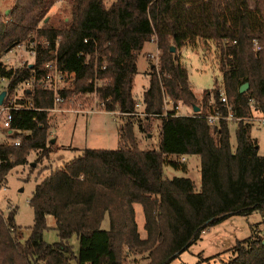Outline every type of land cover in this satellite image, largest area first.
I'll return each mask as SVG.
<instances>
[{
    "label": "trees",
    "instance_id": "obj_1",
    "mask_svg": "<svg viewBox=\"0 0 264 264\" xmlns=\"http://www.w3.org/2000/svg\"><path fill=\"white\" fill-rule=\"evenodd\" d=\"M57 1L14 0L10 13L0 14V76L10 80L7 102L16 97L17 106L29 108L15 111L11 124L22 133L21 145L0 143V188L13 169L30 165L33 152L37 164L53 153L55 98L41 84L48 63L58 62L65 75L61 95L68 101L87 94L109 100L104 111L120 119L119 148L85 149L61 168H47L30 200L35 220L28 239L15 208L0 212V264H171L211 228L254 213L263 220L237 242L225 264H264V156L253 136L260 124L255 119L264 118V0H115L110 6L104 0H64L68 16L55 22L48 16ZM152 39L159 63L151 62L139 101L138 60ZM26 42L37 43L35 64L9 68L4 56ZM186 46L213 54L222 73V84L216 82L201 99L181 62ZM26 82L31 89L17 97ZM222 89L240 120L210 125L206 116L214 109L227 115ZM169 101L173 106L166 109ZM180 104L193 114L177 115ZM135 125L150 135L156 126L159 148L142 150ZM191 156L200 160L199 190L190 178L165 175L166 166L186 170L181 161ZM136 206L143 210L145 237ZM50 216L59 237L54 244L44 239ZM106 218L109 230L102 228Z\"/></svg>",
    "mask_w": 264,
    "mask_h": 264
},
{
    "label": "rangeland",
    "instance_id": "obj_2",
    "mask_svg": "<svg viewBox=\"0 0 264 264\" xmlns=\"http://www.w3.org/2000/svg\"><path fill=\"white\" fill-rule=\"evenodd\" d=\"M107 6H110L115 0H104ZM14 0H0V14L10 11ZM251 2V0H250ZM66 2L58 0L49 13V18L60 22L67 18L65 12ZM254 7V4H252ZM10 13V12H9ZM27 43V42H26ZM27 45V44H26ZM22 51H25L23 53ZM20 50L19 54L9 52L4 56L3 61L10 66H19V61L33 63L34 58L28 57L26 49ZM160 54L156 41L150 42L138 60L139 75L136 77L135 95L136 99L141 101L144 87L148 84L147 74L150 71L151 62L155 63L153 55ZM181 62L189 72L190 85L198 99L202 98L205 91L212 90L215 83L222 84V73L219 70L215 56L206 54L201 49H194L186 46L181 52ZM9 59V60H7ZM19 60V61H17ZM4 87V83L0 81V90ZM67 83L64 84V88ZM23 94V93H22ZM18 93L17 97H23ZM84 99L78 101V97L72 101L71 105L66 103L61 109L68 110L65 112H51L50 124L51 130L49 136L51 138V146L53 153L49 159H45L40 163H36L37 154L33 152L29 157L30 165L18 166L13 169L4 187L0 188V212L8 214L12 209H16V223L21 228L24 239H28L31 235V227L34 225V211L30 205L33 192L36 185L47 175V168H61L66 163L77 158L85 149H106L117 150L119 148L120 119L112 113L101 111L102 107L98 105L99 98L95 94H87ZM67 99V98H66ZM75 102V104H74ZM81 105V106H79ZM93 106V108H92ZM96 106V108H95ZM171 104L168 105L170 109ZM182 114H193V111L179 105ZM54 108V107H53ZM79 112H72V109ZM97 112H88L90 110ZM74 111V110H73ZM235 129L232 128L233 145L235 141ZM135 133L138 138L139 147L142 150H156L159 148V130L155 126L152 134L141 132L138 125H135ZM253 136L259 141L260 155L264 156V128L261 124H257L253 129ZM186 170L175 169L172 166L165 167V175L167 178H190L194 181L197 189H201L202 177L200 160L191 156L186 158ZM137 221L140 233L145 237L144 215L142 207L136 206ZM263 220L259 213L250 216H235L222 222L221 224L211 228L204 233L201 239L193 244L188 251L183 252L171 264H225L229 263L234 257V248L238 241L249 238L252 234V226L259 225ZM49 230L45 232L44 239L50 244L59 242L56 230V220L54 217H48ZM262 227V226H261ZM104 230H109V219L103 223ZM264 227H262V234ZM255 230H258L257 227ZM71 244L74 246L75 252L79 250V242L77 237H73Z\"/></svg>",
    "mask_w": 264,
    "mask_h": 264
},
{
    "label": "built area",
    "instance_id": "obj_3",
    "mask_svg": "<svg viewBox=\"0 0 264 264\" xmlns=\"http://www.w3.org/2000/svg\"><path fill=\"white\" fill-rule=\"evenodd\" d=\"M155 39H152V41H154ZM87 42V41H86ZM27 44V45H26ZM45 44V42H44ZM255 50L256 51H260L261 47L258 44V42H255ZM26 49L28 52V57H32L35 59L37 58V43L36 42H31V43H21L19 45H17L15 48H13L10 52L11 53H16L19 54L20 53H25V51H22ZM22 52H19V51ZM156 61L155 64L156 66H158L159 63V55L157 53V55H153L152 56ZM9 60V59H7ZM19 61V60H17ZM35 61L33 63H28L27 62H21L19 61V66H10L9 68H12L14 70L20 69V68H24L27 66H33L35 64ZM5 63V61H3ZM7 66L8 64L5 63ZM44 69L47 70L46 76L43 78V80H41V84L43 85V87L47 90H50L54 93V108L51 109V112H65L68 110H63L61 109V106L66 104V102L68 101L64 96L61 95V91L64 90V84L67 83L66 77L65 75L60 72L59 70V66H58V62H51L48 63L44 66ZM0 81L2 83H4V87L0 90V95L2 92H6V96L4 99V102L2 105H0V143H7L10 145H13L15 147H19L22 143V136H21V132L19 131H12L11 130V124L12 121L14 120V112L18 111V110H26L29 108H23V107H19L17 106L16 103V97L14 99H12L11 101L7 100L9 99V92H8V87L10 84V80L3 78L0 76ZM31 89V82H26L24 84H22L18 90L17 93H22L24 92V90H30ZM97 95V94H95ZM86 99H84V101H86ZM73 100H69L67 103L71 104ZM106 101H99L98 105H100V107H102L101 111H104L105 105H106ZM221 103L224 109L227 110V115H224L221 110L218 108L214 109V112H212L211 114L206 116V119H208V122L210 125H217L220 121L222 120H227V121H236V120H240L238 118H236L234 116V112H233V108L230 105L226 92L224 89H222L221 92ZM62 104V105H61ZM73 104V103H72ZM169 104H171V106H173V103L171 101H169ZM168 104V105H169ZM168 105L166 106V108H168ZM81 106V105H79ZM213 106V103H212ZM93 108V106H92ZM96 108V106H95ZM136 108L138 109L139 113L138 115L143 116V104L142 102H138L136 105ZM172 108V107H171ZM74 110V111H73ZM177 110V115L179 116H187L190 114H182L181 108L179 106H177L176 108ZM80 110H76V109H72V112H79ZM88 112H97L95 110H90ZM113 115H115L114 113H112ZM257 122H259L261 124V126L264 128V118H257L255 119ZM186 159L183 158L181 162H185Z\"/></svg>",
    "mask_w": 264,
    "mask_h": 264
},
{
    "label": "water",
    "instance_id": "obj_4",
    "mask_svg": "<svg viewBox=\"0 0 264 264\" xmlns=\"http://www.w3.org/2000/svg\"><path fill=\"white\" fill-rule=\"evenodd\" d=\"M9 12H10V11H7L6 14L8 15ZM48 19H49V18H47L46 21H48ZM171 51H172V52H175L176 50H175V48H172ZM248 87H249L248 84H246L245 86H243L242 89H241V92H242V93L245 92V91L248 89ZM5 96H6V92H2L1 95H0V105L3 104L4 99H5ZM198 112H199V109L195 110V113H198Z\"/></svg>",
    "mask_w": 264,
    "mask_h": 264
},
{
    "label": "crops",
    "instance_id": "obj_5",
    "mask_svg": "<svg viewBox=\"0 0 264 264\" xmlns=\"http://www.w3.org/2000/svg\"><path fill=\"white\" fill-rule=\"evenodd\" d=\"M148 79V78H147ZM148 86V84L144 87V88H146Z\"/></svg>",
    "mask_w": 264,
    "mask_h": 264
}]
</instances>
